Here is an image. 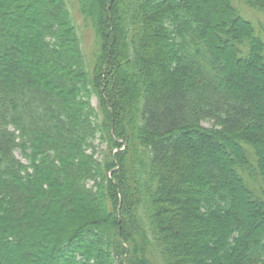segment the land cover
<instances>
[{
    "label": "trees",
    "instance_id": "1",
    "mask_svg": "<svg viewBox=\"0 0 264 264\" xmlns=\"http://www.w3.org/2000/svg\"><path fill=\"white\" fill-rule=\"evenodd\" d=\"M78 12L91 60L67 0H0V264H264L254 23L235 0Z\"/></svg>",
    "mask_w": 264,
    "mask_h": 264
},
{
    "label": "rangeland",
    "instance_id": "2",
    "mask_svg": "<svg viewBox=\"0 0 264 264\" xmlns=\"http://www.w3.org/2000/svg\"><path fill=\"white\" fill-rule=\"evenodd\" d=\"M68 7L70 8L71 12L75 16L76 19V24L79 29V33L82 39V47L84 49V52L88 56V58L91 60L93 57V54L96 50V36L94 33L93 28L85 22V20L80 16L78 12V0H67ZM235 6L240 10L243 16H245L247 19L251 20L256 28V31L259 32L262 37L264 38V16L257 12L254 11L247 6L236 2L235 0ZM94 105H97V99H93ZM203 125L205 127H212V123L204 122ZM98 144V155H101L102 152L105 150V146H103L99 141L97 142ZM17 156L22 159L25 163L26 160L21 157L20 153H17ZM7 263V262H6Z\"/></svg>",
    "mask_w": 264,
    "mask_h": 264
}]
</instances>
